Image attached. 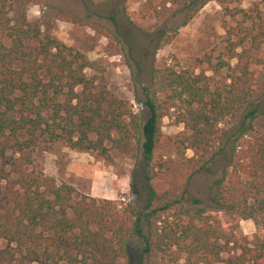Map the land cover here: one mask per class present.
Masks as SVG:
<instances>
[{
  "label": "trees",
  "instance_id": "trees-1",
  "mask_svg": "<svg viewBox=\"0 0 264 264\" xmlns=\"http://www.w3.org/2000/svg\"><path fill=\"white\" fill-rule=\"evenodd\" d=\"M145 1L157 51L178 33L162 29L165 21L185 12V27L213 0ZM33 2L0 0V264H127L133 239L139 264L164 255L184 264H264V236L253 245L236 236L240 221L259 226L257 216L264 218V128L256 123L264 118V0L246 11L224 9L235 25L225 28L223 52L198 61L210 75L153 58L138 113L84 74L91 68L84 54L26 20ZM170 111L183 127L175 148L192 164L188 179L230 143L208 208L168 192L158 202L151 188L159 128ZM60 141L108 164L113 154L132 161L131 186L146 196L144 205L118 208L35 169L41 143Z\"/></svg>",
  "mask_w": 264,
  "mask_h": 264
},
{
  "label": "rangeland",
  "instance_id": "rangeland-1",
  "mask_svg": "<svg viewBox=\"0 0 264 264\" xmlns=\"http://www.w3.org/2000/svg\"><path fill=\"white\" fill-rule=\"evenodd\" d=\"M261 0H213L208 2L188 22L181 27L184 13L180 12L165 21L162 29L178 31L175 39L159 50L154 49L156 31L153 29L152 8L145 0H34L26 8L27 21L37 22L44 33L51 34L62 44L86 56L91 68L85 75L102 79L108 90L132 106L134 112L142 110V87L147 84L152 59H168L181 68H196L204 71L206 65L198 61L208 54L213 57L223 52L222 40L225 28L235 22L225 14V8L234 7L248 10ZM264 11L263 6H259ZM113 18V19H112ZM175 59L176 62H173ZM235 65V62H232ZM264 111V101L260 105ZM264 128V118L256 120ZM182 125L174 120V113L168 112L161 121V136L153 153L151 167L154 178L150 181L157 201H163V194L171 197H191L200 201L201 207H210L208 188L219 179L226 167V157L230 143L223 153L209 165L205 172L194 174L191 163L176 154L175 142L183 132ZM111 164L103 162L95 153H79L70 150L65 142L41 143L32 154L33 167L42 170L57 185H71L79 195L98 200L112 201L118 208L130 204L141 208L145 203L144 194L137 195L131 186L130 173L133 162L115 157ZM192 157L191 151L185 158ZM189 207V202H185ZM259 226L251 221L238 223L237 237L250 245L264 236L263 217L257 216ZM127 264H139V243L131 240L128 246ZM164 255L156 262L144 260L142 264H184L183 260L173 262Z\"/></svg>",
  "mask_w": 264,
  "mask_h": 264
}]
</instances>
